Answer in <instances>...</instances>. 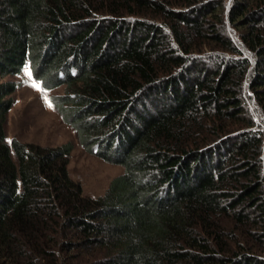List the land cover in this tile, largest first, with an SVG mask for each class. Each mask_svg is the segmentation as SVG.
Here are the masks:
<instances>
[{"label": "trees", "instance_id": "trees-1", "mask_svg": "<svg viewBox=\"0 0 264 264\" xmlns=\"http://www.w3.org/2000/svg\"><path fill=\"white\" fill-rule=\"evenodd\" d=\"M26 68L124 174L91 199L72 147L10 143L0 83V264H264V0H0Z\"/></svg>", "mask_w": 264, "mask_h": 264}, {"label": "rangeland", "instance_id": "rangeland-1", "mask_svg": "<svg viewBox=\"0 0 264 264\" xmlns=\"http://www.w3.org/2000/svg\"><path fill=\"white\" fill-rule=\"evenodd\" d=\"M10 82L17 83L18 87L12 95L14 104L5 126L8 141L49 149L72 147L68 166L70 178L82 186L85 197L104 196L112 181L124 174V168L89 153L75 130L64 122L54 106H48L45 97L50 101L53 97H63L66 85L46 92L26 71L19 77L0 80V83Z\"/></svg>", "mask_w": 264, "mask_h": 264}, {"label": "snow or ice", "instance_id": "snow-or-ice-1", "mask_svg": "<svg viewBox=\"0 0 264 264\" xmlns=\"http://www.w3.org/2000/svg\"><path fill=\"white\" fill-rule=\"evenodd\" d=\"M25 71H26V73H27V75H28L29 77L32 76V73H31V71H30L29 69H26ZM37 87H39V86L37 85ZM45 100H46V102H47V104H48V106H49L50 108L53 107L52 102H51L50 100H47V97H45ZM9 142L11 143V141H9Z\"/></svg>", "mask_w": 264, "mask_h": 264}]
</instances>
